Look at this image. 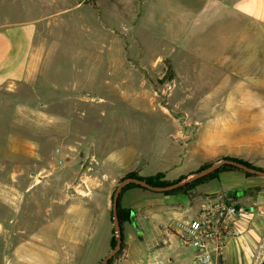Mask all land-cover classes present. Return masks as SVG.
Listing matches in <instances>:
<instances>
[{
    "label": "rangeland",
    "instance_id": "374dc122",
    "mask_svg": "<svg viewBox=\"0 0 264 264\" xmlns=\"http://www.w3.org/2000/svg\"><path fill=\"white\" fill-rule=\"evenodd\" d=\"M95 3L103 7L100 18L92 5H86L85 10L65 15H74L75 23H62L57 20L60 7L48 0L46 36L53 48L47 77L16 84L8 95H0V264H26L28 245L23 244L38 234L45 217L76 219L70 211L82 205L85 216L102 222L107 194L112 208L116 187L130 175L162 174L161 181L175 182L223 158L264 169V0L243 3L244 28L226 52L221 53L220 33L207 32L199 59L209 55L218 61L197 60L191 49L179 72L166 61L154 68L146 64L140 45L150 50L146 55L157 48L150 37L137 33L133 20L138 12L131 13L135 6L123 0ZM21 4L22 0H0V22L23 19ZM115 4L125 9L124 15ZM109 41L110 67L98 63L103 56L99 46ZM92 67L100 73L89 88L86 80L70 77L76 69ZM101 71L111 73L106 90ZM119 83H125L127 93ZM137 104L143 110L135 108ZM242 171L220 174L215 190L207 182L184 193L152 194L158 195V203L178 201L172 206L181 211L173 210L167 217L187 221L204 203L223 195L233 201L236 193L242 236L229 250L227 264H261L264 211L255 202L264 198V177ZM130 191L131 195L122 194V206H136L140 195L151 193ZM149 210L144 219H156ZM142 213L135 208L131 219H141ZM110 216L113 220L112 209ZM98 226L95 251L103 234V225ZM125 258L123 250L112 264Z\"/></svg>",
    "mask_w": 264,
    "mask_h": 264
},
{
    "label": "crops",
    "instance_id": "0c3cea01",
    "mask_svg": "<svg viewBox=\"0 0 264 264\" xmlns=\"http://www.w3.org/2000/svg\"><path fill=\"white\" fill-rule=\"evenodd\" d=\"M51 1L60 7L57 20L60 19L59 21L62 23H69V20L75 23L74 15L71 17L65 15L85 10L86 5H92V11L95 14L99 12V18L101 15L100 7L102 5L98 3L100 6L98 7L95 0ZM123 1L128 5L135 6V11L131 12L133 15L138 12L136 19L133 20V24H136L137 33L150 37L152 45L157 48L151 54L146 55L145 52L150 50L142 48L140 45L142 57L145 58L146 56L145 61L150 66L149 68H154L166 61L172 64L177 72L182 70L183 58L188 57L191 49L193 51H191L192 55L197 60L204 63L218 61V59L216 60L209 55H205L204 59H199L202 56V48L206 46L207 32L210 34L214 32L220 33L219 44L222 48L221 53L223 51L226 52L237 41L240 31L244 28V24L241 21L246 17L243 3L247 0ZM47 8L48 0H22L19 10L23 12L24 18L0 22V95H8L16 84H30L33 80L47 77V59L51 55V48H53L48 46L46 36L47 25L49 24L46 14ZM115 8L120 15H124L123 10L125 9L123 7L115 4ZM88 10H86V14ZM98 29L100 33H105L101 25ZM86 30L89 31L90 29L86 28ZM92 44L95 43L92 41ZM101 45L99 47L103 50V56L98 63L106 64L110 67V41ZM226 60L222 61V63L226 62ZM125 61L127 62V59ZM92 63L95 64L94 59H92ZM76 70L71 72L72 75L70 77L72 79L86 80L85 86L88 88L91 87L90 81L98 80V74L100 73L95 72L93 67L90 70L89 68ZM141 70H145V68ZM102 72L104 74L100 79L104 90H106L111 86V73L110 71ZM140 74L143 78L144 74ZM126 75L122 77H126ZM57 77L62 78L63 76ZM141 79L139 80V85L142 88L144 83H142L143 81L141 82ZM117 86L121 91L127 93L125 83H119ZM129 97L133 98L132 96ZM1 107L2 104L0 103ZM134 107L143 110L138 104L134 105ZM2 118L8 121V117ZM148 176L140 174V177ZM215 181L218 182V180H213L207 184L211 190H215L213 186ZM130 190L132 189H128L125 192L128 191L131 195L132 191ZM150 194L140 195L141 203L136 206H130L128 203L126 206L121 204L122 208H128L133 211H135V208L138 211L143 210L141 219H132V223L125 222L122 226L126 245V258L122 260L121 264H188V261H193V250L183 245L176 236L170 235L165 231V227L171 226L177 221H184L168 219L167 217V215L172 214L173 210L175 211L173 214L179 212L180 207L172 206L178 201L167 202L164 199L163 203H158L160 199L155 197L158 195ZM110 197V193H108L104 207L106 219L101 220L102 222H97V224L95 219H90L89 215L85 216L82 205L73 206L70 211L72 217L76 216V219H47L46 217L42 219L39 224L38 234L30 235L28 243L23 244L24 246L28 245L27 248L25 247V255L27 257L25 260L23 259L24 262L26 264H99L110 253L114 236V222L112 223L110 216L112 209ZM233 201L238 204L241 200L233 198ZM256 201L255 204L258 209L264 211V198H257ZM91 203V198L88 197L86 204H88L87 208L90 210L91 208L93 209V205H90ZM147 209H150L148 213H156L154 215L156 219H144L146 216L143 214ZM198 209L194 211L193 217ZM248 209L252 211V208L248 207ZM241 218L242 216L239 213V219ZM100 223L103 225V234L101 236L100 249L95 251L98 243L96 240L98 225ZM83 240H86V243ZM16 254L20 256V252L17 251Z\"/></svg>",
    "mask_w": 264,
    "mask_h": 264
},
{
    "label": "built area",
    "instance_id": "2783aa9c",
    "mask_svg": "<svg viewBox=\"0 0 264 264\" xmlns=\"http://www.w3.org/2000/svg\"><path fill=\"white\" fill-rule=\"evenodd\" d=\"M239 211L226 196L210 200L199 207L191 220L177 221L165 227L193 252L192 264H227V255L242 236Z\"/></svg>",
    "mask_w": 264,
    "mask_h": 264
},
{
    "label": "trees",
    "instance_id": "16d2710c",
    "mask_svg": "<svg viewBox=\"0 0 264 264\" xmlns=\"http://www.w3.org/2000/svg\"><path fill=\"white\" fill-rule=\"evenodd\" d=\"M140 1V0H138ZM95 9H97L96 6H94ZM222 160H226V161H229V162H234V163H237V164H242L248 168H252V169H256V170H259V171H264V169H261V168H258V167H254L252 166L250 163L248 162H245V161H241L239 159H235V158H223ZM210 167V166H209ZM208 168L207 167H203V169H206ZM201 169V170H203ZM200 171V170H199ZM198 171V172H199ZM236 171H242L241 169L233 166V165H230V164H225V165H222L221 167H219L218 169H216L215 171H213L212 173H210L209 175L205 176V177H202L192 183H189L183 187H179V188H176L174 190H171V191H167V192H162V193H156L154 192L155 194H161V195H172V194H179V193H184L185 191L188 192L190 191L192 188H195L197 186H200V185H203L207 182H210V181H213V180H217L219 175L222 174V173H225V172H236ZM246 176H249V177H252L253 174L251 173H248V172H244L242 171ZM191 176V175H190ZM128 179H138V180H141L147 184H149L150 186L152 187H159V188H162V187H167V186H170V185H174L178 182H180L181 180L185 179V178H182V179H179L178 181H175V182H163L161 181L162 178H163V175L162 174H157L155 176H149V177H136V176H133V175H130L127 177ZM187 178V177H186ZM140 189V190H144V191H148V192H151L153 193L152 191L146 189V188H143V187H140L139 185H136V184H128L126 185L122 191L120 192L119 194V198H118V209H117V216H118V220H119V224H120V230H121V237H120V247L118 249V251L116 252V254L108 261L107 264H112L113 260L120 254L122 253L123 250H125L126 248V245L124 243V236H123V224L125 222L127 223H132V220H131V213L133 212L131 209H128V208H122L121 207V196L122 194L128 190V189ZM236 197V193L233 194V198ZM113 197V196H112ZM112 201V199H111ZM112 223H113V220H112ZM117 245V238H116V235H115V227H114V236H113V239H112V245H111V250H113Z\"/></svg>",
    "mask_w": 264,
    "mask_h": 264
},
{
    "label": "water",
    "instance_id": "95a60500",
    "mask_svg": "<svg viewBox=\"0 0 264 264\" xmlns=\"http://www.w3.org/2000/svg\"><path fill=\"white\" fill-rule=\"evenodd\" d=\"M225 164H230V165H233V166H235V167H237V168H239L245 172H248V173H251L253 175L260 176V177H264V171H259L256 169L248 168L242 164H237V163L229 162L226 160H220V161L216 162L215 164L211 165L210 167L203 169V170L197 172L196 174L191 175V176L181 180L180 182H178L174 185L167 186V187H162V188L152 187L149 184H147L141 180L133 179V178L125 179L121 183H119L118 186L116 187L115 192H114L113 197H112V214H113V222H114V227H115V235L117 238V245L113 250L110 251V253L108 255H106V257H104V259L99 264H107L108 261L115 255V253L118 251V249L120 247L121 230H120V224H119V220H118V216H117V209H118L119 194L125 185L130 184V183L136 184V185H139L140 187L146 188L152 192L171 191V190H174L176 188L183 187L189 183H192V182H194V181H196L202 177H205V176L209 175L210 173H212L213 171H215L216 169H218L219 167H221L222 165H225ZM261 264H264V261H262Z\"/></svg>",
    "mask_w": 264,
    "mask_h": 264
},
{
    "label": "flooded vegetation",
    "instance_id": "af4514ba",
    "mask_svg": "<svg viewBox=\"0 0 264 264\" xmlns=\"http://www.w3.org/2000/svg\"><path fill=\"white\" fill-rule=\"evenodd\" d=\"M236 198V197H235Z\"/></svg>",
    "mask_w": 264,
    "mask_h": 264
}]
</instances>
